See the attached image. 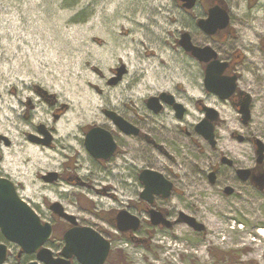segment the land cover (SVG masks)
Masks as SVG:
<instances>
[{
	"label": "rangeland",
	"instance_id": "rangeland-1",
	"mask_svg": "<svg viewBox=\"0 0 264 264\" xmlns=\"http://www.w3.org/2000/svg\"><path fill=\"white\" fill-rule=\"evenodd\" d=\"M223 1L233 20L227 45L239 56L233 59L235 72L253 97L254 124L242 131L230 108H223V118L232 130L264 141V77H256L258 68L264 72V0ZM195 26L177 0H0V177L11 180L42 221L56 228L47 244L55 254L75 226L51 209L59 203L76 218V226L92 227L112 241L117 264H254L241 260L243 251L223 245L215 234L222 225L236 239L242 226L244 235L254 239L260 227L253 212L264 219V193L244 187L228 196L204 182L206 153L192 139L171 140L180 135L172 114L155 118L146 108L159 91L179 94L181 83L189 91L186 123L198 120L193 103L204 96L203 74L177 43L187 28L203 41ZM106 111L137 124L175 160L144 137L123 133ZM91 127L112 133L117 152L110 159H96L87 150ZM225 145L243 153L236 139ZM144 169L161 172L175 187L168 198L155 196L151 207L168 212L171 221L180 212L189 214L206 231L182 222L172 228L151 224L140 202ZM122 211L140 218L142 229L120 231L115 217ZM158 239L182 248H160ZM0 241L10 249L7 264L34 259L18 257L20 247L1 232ZM262 241L257 259L264 263ZM198 248L200 260L192 253Z\"/></svg>",
	"mask_w": 264,
	"mask_h": 264
},
{
	"label": "flooded vegetation",
	"instance_id": "flooded-vegetation-1",
	"mask_svg": "<svg viewBox=\"0 0 264 264\" xmlns=\"http://www.w3.org/2000/svg\"><path fill=\"white\" fill-rule=\"evenodd\" d=\"M180 2L181 9L184 13L191 16L192 20H195L196 26L199 28V32L201 35L204 34V40L198 41L194 34H191L187 29L182 30L177 43L179 47L183 50L184 54L186 55L187 59L191 62L195 63L201 68V72L203 74V85H204V96L201 98L194 99L193 106L198 113V120L194 123L187 124L188 116L191 112L190 106L187 101L188 89L184 88L183 84L180 83V90L179 94H175L173 91L165 90L159 91L156 95H151L148 100L146 101V108L150 113L156 118L160 115L165 114H172L173 118L177 121L176 125L174 126L175 131L180 133L179 136L171 137L172 141L178 138L179 142L184 143L185 139H192L195 141V144L198 143L199 149L201 148L202 153H206V168L203 171L204 182H208L210 186H216L217 188H222L223 192L226 195H233L238 192V190H242L244 187H251L254 190L264 193V189H260L258 185H256L253 178L255 176L264 174V151H263V158H260V145L258 144V140L261 138L255 137L250 135L248 132L245 134L239 133L238 130H232V128L226 123L225 118H223L222 110L223 108H230L232 111L236 112L239 116L240 126L242 127V131H245L251 125L254 124L253 122V110H254V100L253 97L249 94V92L245 91L239 84L240 76L235 72V62L233 59H238L239 56L234 55V52L230 50L227 43L232 34V16L230 15V11L226 4H224L223 0H196L193 7L188 8L184 4L187 1ZM251 3H254L251 1ZM250 3V4H251ZM227 7V12L229 14V23L226 27L220 28L214 33H208L204 31L199 23L201 20H206L209 18L210 10L214 9L215 7ZM199 8V13H194L191 15L195 9ZM199 14V15H198ZM188 19V18H187ZM188 26V24H187ZM188 33L191 37V42L196 47H200L205 49L206 47H210L215 52V57L207 55L209 59L207 60H199L195 57L191 51H188L184 48V46L180 43L182 40V36ZM227 55L225 59H222V56ZM233 56V57H232ZM217 70H214V74L218 75L219 77L228 80L235 77V90L232 94L228 95L227 97H222L218 93H215L211 90H208L206 86V74L208 71V67L216 62ZM194 98V96H193ZM150 99H156L153 101L154 107H152L149 103ZM246 105V106H245ZM247 107L249 109L250 118L246 122L245 115L241 111L243 108ZM135 128L138 129L137 134H132L133 136H140L144 137L146 141L152 146L157 149L160 154L167 156L168 158L175 160V157L170 154L162 144H158L155 140H153L149 135H146L141 128L132 124ZM199 126L200 130L197 129ZM173 127V126H172ZM164 128V127H163ZM211 128H213L212 136H211ZM221 132L225 133L222 134ZM127 135V134H126ZM175 137V138H174ZM237 140L244 149L242 150V154H237L235 148L229 149L225 144L227 141H234ZM263 141V140H261ZM264 143V141H263ZM252 154V156H250ZM153 170V169H150ZM143 171V170H142ZM141 171V172H142ZM156 171V170H154ZM240 171H248L245 174H241ZM140 172V174H141ZM161 173V172H159ZM139 174V180H140ZM163 175V174H162ZM214 175L215 179L212 181V176ZM164 176V175H163ZM165 177V176H164ZM247 177V179H245ZM166 178V177H165ZM167 179V178H166ZM168 180V179H167ZM140 182H142L140 180ZM143 183V182H142ZM172 183V182H171ZM173 184V183H172ZM224 186V187H222ZM228 187L232 188V193L227 194ZM175 191V187L173 184L172 193ZM142 193V191H141ZM140 193V202L142 205H145L146 211L150 214L151 210L159 211L165 220H171L168 217V212H163L161 209H156L151 207L154 205L155 197L153 202L150 204L145 199L141 198ZM162 196V195H160ZM149 205H147V204ZM145 210V209H144ZM184 217V213L180 212L179 217L176 221L173 222L170 228H172L175 224L180 223L179 219ZM140 219V218H139ZM151 222V221H150ZM152 224V222H151ZM160 228L168 227L163 224L156 225ZM142 229V222L140 219V225L138 230ZM56 228H54V231ZM206 231V229H204ZM60 255V254H58ZM21 257V255H18ZM72 264H80L74 258L72 260ZM105 264H117L114 260V252L112 248L108 255V258ZM120 264V263H119Z\"/></svg>",
	"mask_w": 264,
	"mask_h": 264
},
{
	"label": "water",
	"instance_id": "water-1",
	"mask_svg": "<svg viewBox=\"0 0 264 264\" xmlns=\"http://www.w3.org/2000/svg\"><path fill=\"white\" fill-rule=\"evenodd\" d=\"M181 1H187L184 5L188 8L193 7L196 2V0ZM228 23L229 14L227 7L217 6L210 10L209 18L201 20L199 25L204 31L214 33L218 29L226 27ZM180 43L199 60L209 59L207 55L215 57V52L210 47L202 49L193 45L188 33L182 36ZM216 63L217 61L208 67L206 86L208 90L218 93L222 97H227L235 90L236 78L233 77L232 79L225 80L219 77V74L215 75L214 70L218 68ZM120 80L121 72L115 80V83ZM154 100L156 99L149 100L152 107H154ZM245 106L241 111L244 113L245 121L247 122L250 115L249 109ZM106 115L111 118L123 133L127 135L138 133L137 128L116 112L106 111ZM197 129L200 130L199 126ZM212 131L213 128L210 131L211 136ZM257 142L260 145L259 153L262 159L264 143L260 140ZM85 146L89 153L96 159L108 160L117 152V144L112 133L102 127H91L87 131ZM240 172L241 174H245L248 171ZM214 179L215 177L213 175L212 181ZM140 180L144 185L141 198L147 200L149 203L153 202L156 195H162L164 198H168L172 193L173 184L157 171L150 169L143 170L140 174ZM253 180L261 190L264 189V174L255 176ZM226 192L227 194H231L232 188L228 187ZM51 209L54 213L66 218L75 225L66 231L64 235L65 243L61 251V256H55L53 250L46 246L53 235L52 225L49 222H43L32 206L19 196L16 186L11 180L0 177V231L7 241L21 248L19 255L22 253L28 255L36 254V259L28 264H72L74 258L80 264H105L111 250V242L92 227L76 226V218L65 212L59 203L52 205ZM150 214L153 225L163 224L168 227L172 225V222L165 220L160 212L151 210ZM116 220L117 227L122 232L136 231L140 225V219L127 211L119 212ZM179 222L188 223L197 231L205 229L203 224L198 223L195 218L186 214H184L183 218L179 219ZM8 255V245L0 242V264L6 263Z\"/></svg>",
	"mask_w": 264,
	"mask_h": 264
},
{
	"label": "bare ground",
	"instance_id": "bare-ground-1",
	"mask_svg": "<svg viewBox=\"0 0 264 264\" xmlns=\"http://www.w3.org/2000/svg\"><path fill=\"white\" fill-rule=\"evenodd\" d=\"M130 30V29H129ZM154 60H157V58H155ZM151 65L153 64V61L150 62ZM247 64H249L247 62ZM263 69V66L262 68ZM257 74H256V77L257 78H260V77H264V72H262V70H260L259 68L257 69ZM264 96V94H263ZM79 137L76 136L75 137V143L78 144L77 142V139ZM62 139V138H60ZM62 148H66L65 145H61ZM111 194V193H109ZM208 202L210 203V200H208ZM255 216H253L254 218V223L256 225V228L257 227H260L259 230H254L252 234H254V239H248L244 234L246 232L245 228H243L241 226L240 228V231H239V236L238 238L236 239H233L232 238V234L228 235L225 233V227L222 226V225H219L218 226V229H217V232L215 234V238L216 239H220V241L222 242L223 245L227 246V245H232V248L234 249H237V250H241L243 251V256H239V258L243 261H248V262H254V264H264V263H261L259 262V260L257 259L258 255L261 254V249L263 248V237H264V219L262 218H257L258 215L256 214V212H253ZM214 222H219V219L218 218H215L214 219ZM181 231V232H180ZM178 233V238L175 242H180L181 239L183 238L182 236V230H180ZM225 233V234H224ZM243 236V237H242ZM226 237V238H225ZM213 240V239H212ZM220 241L218 243H220ZM164 244H166L169 249H172L174 248L175 250H181L182 247L178 246V245H174L173 242L171 243H167L166 241L162 242L158 239V242H157V245L160 247V248H163L164 247ZM221 244V243H220ZM173 252H175L173 250ZM200 252L201 250L198 248L197 251L195 252H192L194 254V256L200 260Z\"/></svg>",
	"mask_w": 264,
	"mask_h": 264
}]
</instances>
